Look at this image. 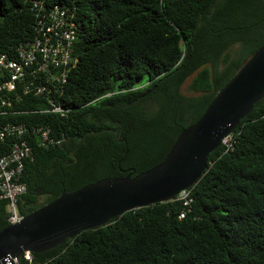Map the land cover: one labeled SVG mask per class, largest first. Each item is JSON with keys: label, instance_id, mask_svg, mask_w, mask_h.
I'll return each instance as SVG.
<instances>
[{"label": "trees", "instance_id": "1", "mask_svg": "<svg viewBox=\"0 0 264 264\" xmlns=\"http://www.w3.org/2000/svg\"><path fill=\"white\" fill-rule=\"evenodd\" d=\"M31 0H0V53L34 32ZM79 17L63 103L56 114L0 116L44 124L61 145L26 162V216L103 179L161 164L242 65L264 46V0H47ZM189 94L183 92L186 82ZM41 102L25 101L21 111ZM222 146L183 200L128 212L21 264H264V98ZM12 140L0 141V154ZM6 148V149H5ZM41 197L45 198L42 204ZM0 200V232L10 226ZM184 213V217L181 214Z\"/></svg>", "mask_w": 264, "mask_h": 264}, {"label": "water", "instance_id": "2", "mask_svg": "<svg viewBox=\"0 0 264 264\" xmlns=\"http://www.w3.org/2000/svg\"><path fill=\"white\" fill-rule=\"evenodd\" d=\"M264 98V46L216 95L202 117L184 129L165 160L137 176L103 179L61 196L0 232V264L42 253L124 214L168 203L205 176L209 157Z\"/></svg>", "mask_w": 264, "mask_h": 264}, {"label": "built area", "instance_id": "3", "mask_svg": "<svg viewBox=\"0 0 264 264\" xmlns=\"http://www.w3.org/2000/svg\"><path fill=\"white\" fill-rule=\"evenodd\" d=\"M29 8L35 17L34 32L8 53H0V116L21 114H56L61 117L73 111L62 101L69 73L78 63L74 45L78 36L79 17L68 3L49 4L31 0ZM37 100L41 107L21 111L18 105ZM11 139V147L0 154V200L9 201L10 225L24 216L18 211V200L27 192L23 181L26 162L33 159L36 147L61 145L63 139L53 135L44 124L7 122L0 126V141ZM231 136L223 145L232 147ZM6 149V148H5ZM185 191L178 196L185 205L193 201ZM184 217V213L181 214ZM32 262V254L23 256ZM13 258V263L21 264Z\"/></svg>", "mask_w": 264, "mask_h": 264}, {"label": "rangeland", "instance_id": "4", "mask_svg": "<svg viewBox=\"0 0 264 264\" xmlns=\"http://www.w3.org/2000/svg\"><path fill=\"white\" fill-rule=\"evenodd\" d=\"M190 82H191V79H189V80L186 82V84L184 85V87H183V92H184L185 94H189V92H188V86H189ZM39 202L43 204V203L45 202V198H44V197H41V198L39 199Z\"/></svg>", "mask_w": 264, "mask_h": 264}]
</instances>
